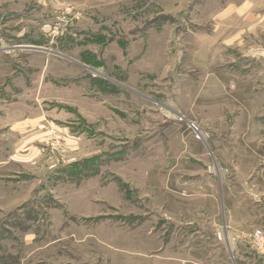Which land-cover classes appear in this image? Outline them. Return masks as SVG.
Listing matches in <instances>:
<instances>
[{
    "label": "rangeland",
    "instance_id": "rangeland-1",
    "mask_svg": "<svg viewBox=\"0 0 264 264\" xmlns=\"http://www.w3.org/2000/svg\"><path fill=\"white\" fill-rule=\"evenodd\" d=\"M263 134L264 0H0V264H257Z\"/></svg>",
    "mask_w": 264,
    "mask_h": 264
},
{
    "label": "crops",
    "instance_id": "crops-1",
    "mask_svg": "<svg viewBox=\"0 0 264 264\" xmlns=\"http://www.w3.org/2000/svg\"><path fill=\"white\" fill-rule=\"evenodd\" d=\"M256 155L258 169L232 172L226 189L220 186L217 193L221 202L222 222L235 235L247 237L249 232L248 237L251 239L256 230L264 232V138L260 139ZM227 240H230L229 237ZM236 240L232 238V241ZM256 252L257 264H264V248H259Z\"/></svg>",
    "mask_w": 264,
    "mask_h": 264
},
{
    "label": "built area",
    "instance_id": "built-area-1",
    "mask_svg": "<svg viewBox=\"0 0 264 264\" xmlns=\"http://www.w3.org/2000/svg\"><path fill=\"white\" fill-rule=\"evenodd\" d=\"M192 129L195 133H197L199 130L197 127L192 126ZM200 139V138H198ZM253 241L254 244L257 246V248H264V232L262 230H256L253 234Z\"/></svg>",
    "mask_w": 264,
    "mask_h": 264
},
{
    "label": "trees",
    "instance_id": "trees-1",
    "mask_svg": "<svg viewBox=\"0 0 264 264\" xmlns=\"http://www.w3.org/2000/svg\"><path fill=\"white\" fill-rule=\"evenodd\" d=\"M93 162H94V161H93L92 159H90V160H85V161H83V162H77V163H74V164L70 165V167L64 169L63 171L73 172L74 169H77V168L80 169L81 166H83V165L86 166V165H89V164H91V163H93Z\"/></svg>",
    "mask_w": 264,
    "mask_h": 264
}]
</instances>
